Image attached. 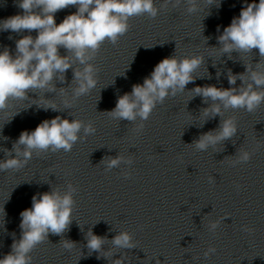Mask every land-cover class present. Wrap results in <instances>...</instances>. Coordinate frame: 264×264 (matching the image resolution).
I'll return each instance as SVG.
<instances>
[{
  "label": "clouds",
  "instance_id": "1",
  "mask_svg": "<svg viewBox=\"0 0 264 264\" xmlns=\"http://www.w3.org/2000/svg\"><path fill=\"white\" fill-rule=\"evenodd\" d=\"M181 3L187 5L189 14L199 10L198 0H163L159 7L156 0H18L16 6L23 10L22 14L0 21V31H36L37 35L33 37L29 34L17 39L14 54L8 47L0 51V112L13 107V102L32 99L29 92L55 93L56 81L64 84L69 69L73 72L72 84L75 87L70 99L65 95L63 104L70 108L75 100L96 87L100 70L92 61L105 41L117 45L120 37L130 29V18L147 14L154 19L161 8L169 5L178 7ZM206 3L212 5L215 0H206ZM69 6H74L76 11L57 24L55 14ZM217 41L220 45L217 49L223 55L227 54L228 59H232L233 52L249 54L254 49L258 50L260 59L255 64H244L243 73L233 74L229 69L227 80L232 87L204 85L187 90L193 94L192 98L200 96L203 103L208 105L201 109L204 117H221L216 129L202 133L191 144L202 152L236 136V117L223 118L225 111L243 109L252 113L264 104V0H259V3H247L245 0L239 16L223 29ZM60 48H64L67 55H61ZM204 62V56L199 54L163 58L143 83L134 84L131 92L118 96L115 107L107 111V115L115 120L135 123L134 131L141 132L145 127L144 122L157 105L163 104L169 96L183 93L189 83L201 78L195 73ZM77 64L79 66H74ZM219 76L218 72L217 78ZM237 80L241 81L239 87L235 86ZM66 89L60 87L59 91L66 94ZM33 104L44 110L60 111L55 102L45 98V95L33 99ZM138 120L139 123H136ZM96 131L92 121L85 122L78 118L69 120L59 115L45 119L34 130L22 131L11 150L3 149L5 159L0 160V172L19 171L28 164L34 153L40 156L45 152H70L78 140H86ZM252 155V152L241 148L235 159L231 160V165L247 163ZM101 163L105 171H111L121 164L130 167L134 161L130 156L117 155L105 157ZM122 174L128 179L132 173L126 170ZM208 179L209 183L214 182L213 177L209 176ZM77 191V187L69 182L64 191L57 187L33 195L32 206L20 213V238L13 240L11 251L0 258V264H32V251L48 240L49 233L63 237L73 222L72 214L76 206L74 194ZM220 223V220L211 222L209 231L214 233ZM241 227L244 232L254 231L248 225ZM85 239L90 255L97 253V259L111 258V264H125L127 259L126 255L112 259L117 254L114 249L137 248V242L129 231L117 232L109 241L107 236L96 235L89 229ZM60 243L69 251L76 246V242L67 239ZM108 243L112 247L105 250ZM216 251L214 246L208 247L204 252L205 258ZM156 264H160L159 259Z\"/></svg>",
  "mask_w": 264,
  "mask_h": 264
}]
</instances>
